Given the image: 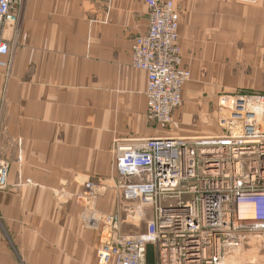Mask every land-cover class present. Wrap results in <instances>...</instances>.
<instances>
[{"label":"crops","instance_id":"crops-1","mask_svg":"<svg viewBox=\"0 0 264 264\" xmlns=\"http://www.w3.org/2000/svg\"><path fill=\"white\" fill-rule=\"evenodd\" d=\"M145 1L25 0L18 26L5 28L12 67H0V159L10 169L0 264H102L105 223H93L120 207L124 219L127 205L113 189V142L216 135L225 93L264 95V0H185L179 41L191 79L172 129L153 126L147 73L131 65L132 40L149 26ZM91 180L101 196L77 201ZM154 252L150 245L149 264Z\"/></svg>","mask_w":264,"mask_h":264},{"label":"built area","instance_id":"built-area-1","mask_svg":"<svg viewBox=\"0 0 264 264\" xmlns=\"http://www.w3.org/2000/svg\"><path fill=\"white\" fill-rule=\"evenodd\" d=\"M24 0H0V57L10 55L7 26L18 25ZM149 27L134 39L133 66L147 71L150 121L169 124L183 102L189 71L181 66L179 14L168 0H148ZM239 98L227 133L166 137L140 146L120 147V187L127 219L116 213L105 222L97 255L102 264H226L237 253L247 221H264V132L256 110ZM238 125V126H236ZM1 182L8 167H1ZM136 218L145 231L128 233L123 224Z\"/></svg>","mask_w":264,"mask_h":264},{"label":"rangeland","instance_id":"rangeland-1","mask_svg":"<svg viewBox=\"0 0 264 264\" xmlns=\"http://www.w3.org/2000/svg\"><path fill=\"white\" fill-rule=\"evenodd\" d=\"M168 1H171V2L174 3V6H175L178 14L179 13L182 14L184 12L185 0H168ZM145 3H146V6L148 8L149 7L148 6V0H146ZM23 6H24V4H23ZM20 19H21V17H20ZM148 21H150L149 20V8H148ZM179 25H180V16H179ZM17 26L18 25L14 24V26H11V27L15 28ZM179 30H180V28H179ZM146 33H147V31L145 33H142V34H146ZM140 35L141 34H139L137 36H140ZM137 36H135L133 38L132 43L134 42V39ZM178 45L180 47V52H181L180 41H178ZM10 48H12V47L10 46ZM11 53H12V49L10 50V55L8 57H5L8 60L0 57V67H4L6 69L7 73L10 72L11 67H12ZM181 56H182V54H181ZM131 65L133 66L132 62H131ZM134 68H136V67H134ZM7 73H6V76H7ZM185 86H184V88H185ZM184 88H183V90H184ZM224 95L227 96V97L230 96V98H229V101H225L224 102V107L220 106V108H219V110L217 112V122H218L217 124L219 126V128H218L219 129L218 130L219 134H216V135H221V136L224 135L225 133H227V128H224V126L221 124L220 120H221V118H228L229 117L228 115L231 112V108H233V106L235 105L236 101L239 98H244V99L247 98L246 99V105L249 106V107H253V108L255 106H253L252 101H250L251 97H262L263 101H264V95L263 94H258V93H255V92H245V91L240 92V91H238V92H235L233 94L225 93ZM238 96H239V98H237ZM183 104H184V101L181 103V105H179L176 108V110L173 113V119H172V121L169 124L162 125V124H159L157 122L155 123L154 121H150L149 113H148V109H147L148 120L150 122L154 123L153 126H155V127L163 128L166 131L170 130V129H172L173 124H174L173 123L174 115H175L176 111H178L180 109V107L183 106ZM147 108H148V106H147ZM225 111H227L226 114H224ZM258 124L260 125L259 122H258ZM261 124L263 125L264 123H261ZM259 125H258V128H260ZM236 126H238V125H236ZM216 135L214 134V135H204V136L208 137V136H216ZM186 136H188V135H182V134L178 135V137H186ZM168 137H171V136H168ZM173 137H175V136H173ZM192 137H194V136H192ZM159 138H166V137L150 138V139H147V140H143V142L141 140H139V141H128V140L123 139V138H118V139H116L113 142V145H112V150L114 152L113 169H114V172H115V181H116V184H115V186H113V189H115V191H117V196H118L117 197L118 198L117 202H135V201L129 200L126 197L124 190L120 187V183H122L121 182L122 181L121 180L122 179V175H121L120 169H119V155H120L119 149H120V147L126 146V145H133V144H138L140 146L144 142H150L152 140L159 139ZM17 160L19 162L22 161V155L19 154ZM2 166L8 167V171H9V169H10L9 160L5 159V158L0 159V171H1V167ZM1 178H2V176H1V172H0V190H6L9 187L8 177H6V179H4V182H1ZM27 183L29 184V183H31V181L30 182L28 181ZM98 188H99V186L93 180L84 182V193L80 194L76 198L77 201L81 202V201H84L85 198H87V202H97L98 198L101 196V191ZM66 197L70 198L71 196H66ZM118 205H120V203H117V206ZM119 209H117V211H115L113 214H116V213H120L121 214L122 211L121 210L119 211ZM113 214H110V215L100 214V216H101L100 219L101 220H105V222H106V221H108V218H110V216L113 215ZM124 219L127 220V215H125ZM130 222H136V218H132V220ZM250 230H253L254 232L246 234L241 239V250L243 251L244 255L242 256L240 261L237 262V264H264V230H258V229H250ZM125 231L128 232V233H131L133 231L134 232H136V231H145V226H141V227L137 226L136 227V226H133L132 224H127L125 226ZM247 231H249V230H247ZM150 245L154 247V245H152V244H150ZM97 252H98V250H97ZM227 260H228V262L226 264H233L232 262L236 261V260L232 261L233 259L230 258V257ZM235 264H236V262H235Z\"/></svg>","mask_w":264,"mask_h":264},{"label":"bare ground","instance_id":"bare-ground-1","mask_svg":"<svg viewBox=\"0 0 264 264\" xmlns=\"http://www.w3.org/2000/svg\"><path fill=\"white\" fill-rule=\"evenodd\" d=\"M179 28H180V25L178 27V35H179ZM132 54H133V48H132ZM180 57H181V65H182V56L180 55ZM132 62H133V60H132ZM181 67L183 69H187L183 65ZM145 72L147 73V71H145ZM189 73H190L189 79L186 81V83L191 79V72L189 71ZM147 76H148V81H149V75H148V73H147ZM186 83H185V85H186ZM147 86H148V83H147ZM182 98H183V91H182ZM250 101H252L253 106H255L254 107V110H256V113H258V114H256L257 121L259 123H264V101H263V98L262 97H259V98H257V97H251ZM226 112L227 111H225L224 114H226ZM259 130L264 132V128L263 127H261V129L259 128ZM134 145L138 146V144H134ZM100 218H101V216H98V219H100ZM250 229L264 230V221H258V220L255 221L254 219L247 221L246 230H250ZM236 250L239 252L241 250V245ZM232 256H230V258H232Z\"/></svg>","mask_w":264,"mask_h":264},{"label":"trees","instance_id":"trees-1","mask_svg":"<svg viewBox=\"0 0 264 264\" xmlns=\"http://www.w3.org/2000/svg\"><path fill=\"white\" fill-rule=\"evenodd\" d=\"M150 263V262H149Z\"/></svg>","mask_w":264,"mask_h":264}]
</instances>
